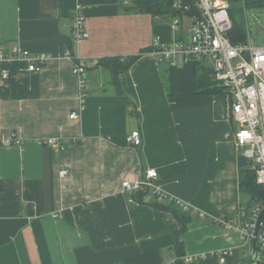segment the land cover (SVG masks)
Instances as JSON below:
<instances>
[{
    "label": "crops",
    "instance_id": "obj_1",
    "mask_svg": "<svg viewBox=\"0 0 264 264\" xmlns=\"http://www.w3.org/2000/svg\"><path fill=\"white\" fill-rule=\"evenodd\" d=\"M78 1L90 39L74 44ZM171 26V14L138 12L131 0H0V45L54 57L40 73L21 62L5 65L10 80L0 73V141L20 142L0 146V264H176L177 242L186 257L233 249L225 264H255L239 233L253 207L240 191L226 95L198 92L195 63L172 67L151 55L157 42L188 41L189 19ZM69 50L88 66L82 110L73 64L63 59ZM133 57L120 76L129 105L101 62ZM201 67L213 68L208 60ZM134 131L143 139L137 149L127 142ZM51 138L63 149L47 146ZM150 168L192 208L182 235L154 197L130 204L122 195L124 181Z\"/></svg>",
    "mask_w": 264,
    "mask_h": 264
},
{
    "label": "built area",
    "instance_id": "obj_2",
    "mask_svg": "<svg viewBox=\"0 0 264 264\" xmlns=\"http://www.w3.org/2000/svg\"><path fill=\"white\" fill-rule=\"evenodd\" d=\"M72 16V43L80 44L89 41L85 7L78 1ZM172 26L180 28L185 19L191 21L190 35L185 44L155 43L150 51L159 62H167L172 67L208 60L214 70V81L224 89L228 107L227 116L235 127L234 139L239 155L250 165L256 175V183L264 187V44H255L256 31L247 26V41L233 43L230 33L234 27L230 15V3L227 0H175L173 4ZM259 24V19L255 24ZM262 37V36H261ZM53 56L33 54L21 47L7 50L0 45V73L3 80H10V71L5 65L22 63L31 73H40ZM73 64V74L78 78L81 91V110L85 107L87 95L84 93L87 80V68L77 63L72 50L67 51L64 58ZM73 120L80 115L74 112ZM128 145L137 149L142 146L140 131H134L127 138ZM20 142L8 138L0 141V146L19 145ZM45 144L52 149H63L60 140L47 139ZM66 171L60 173L65 176ZM159 173L155 169L141 171L137 179L126 180L122 184V195L130 204H137L136 196H152L160 206L176 205L184 212L192 208L183 201L166 193L159 185ZM227 228L232 223L221 221ZM243 247L252 248L257 241L258 248L264 253V201L257 204L250 213L244 215V222L239 227ZM234 255L233 249H227L197 257H186V263H198L216 258L219 264H225ZM262 256L255 258V264L263 262Z\"/></svg>",
    "mask_w": 264,
    "mask_h": 264
},
{
    "label": "trees",
    "instance_id": "obj_3",
    "mask_svg": "<svg viewBox=\"0 0 264 264\" xmlns=\"http://www.w3.org/2000/svg\"><path fill=\"white\" fill-rule=\"evenodd\" d=\"M124 1V0H123ZM135 5V9L138 12L150 13L154 16H166L170 14H174L173 12V4L175 0H131ZM230 3V15L234 24V27L230 33V39L233 43L247 41V33L244 25H240L236 20V14L242 15V10L244 7H259L264 6V0H227ZM139 60V57H133L126 60L121 59H112V60H103L101 64L103 66L109 68L114 74V82L118 87L119 95L123 98V100L132 105L128 98L123 96V92L120 84V76L126 72H128L133 65ZM203 61L196 62V66L198 68L196 84L197 90L202 94H224V89L219 87L217 83L214 81V70L207 69L205 67H201ZM239 167L241 173V192L244 195L249 196L250 203L249 209L255 207L257 204L264 201V187L257 185L256 183V175L254 171L250 169L249 163L240 156L239 158ZM2 190V183H0V191ZM139 198H142L143 195H139ZM136 197V198H138ZM155 207L173 212L178 218L181 224V231L179 235L184 234L187 231L188 224L190 222V214L184 212L180 207L176 205L169 206H160L158 204L154 205ZM175 253L177 255L176 264H188L186 263V255L184 252L183 244L177 242L175 247ZM198 264V263H192Z\"/></svg>",
    "mask_w": 264,
    "mask_h": 264
},
{
    "label": "rangeland",
    "instance_id": "obj_4",
    "mask_svg": "<svg viewBox=\"0 0 264 264\" xmlns=\"http://www.w3.org/2000/svg\"><path fill=\"white\" fill-rule=\"evenodd\" d=\"M259 19V24H261L264 28V6L259 7H244L242 10V15L236 14V20L240 25H244L245 28L247 26L251 27L252 31H256V20ZM255 44L262 45L264 44V35L260 37V39L255 42Z\"/></svg>",
    "mask_w": 264,
    "mask_h": 264
},
{
    "label": "water",
    "instance_id": "obj_5",
    "mask_svg": "<svg viewBox=\"0 0 264 264\" xmlns=\"http://www.w3.org/2000/svg\"><path fill=\"white\" fill-rule=\"evenodd\" d=\"M264 35V28L261 24H256V35L254 40L257 41L260 39L261 36ZM252 254L254 255V257H256L257 255L262 256V258L264 259V253L258 248L257 246V241L253 242L252 245ZM261 264H264V260Z\"/></svg>",
    "mask_w": 264,
    "mask_h": 264
}]
</instances>
